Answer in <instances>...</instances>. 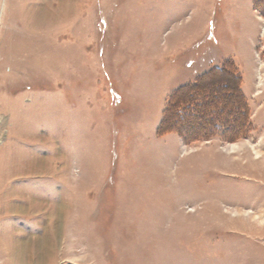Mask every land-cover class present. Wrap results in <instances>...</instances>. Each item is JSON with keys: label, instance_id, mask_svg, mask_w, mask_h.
Masks as SVG:
<instances>
[{"label": "rangeland", "instance_id": "1", "mask_svg": "<svg viewBox=\"0 0 264 264\" xmlns=\"http://www.w3.org/2000/svg\"><path fill=\"white\" fill-rule=\"evenodd\" d=\"M0 264H264L253 0H0Z\"/></svg>", "mask_w": 264, "mask_h": 264}, {"label": "trees", "instance_id": "2", "mask_svg": "<svg viewBox=\"0 0 264 264\" xmlns=\"http://www.w3.org/2000/svg\"><path fill=\"white\" fill-rule=\"evenodd\" d=\"M253 5L255 7L257 6L262 12H264V0H253ZM223 70H224L223 68L215 67L210 73L202 75L201 80H205L206 81V80H208V78L211 77L210 75L217 74L219 72H222ZM231 79H232L231 77L224 76L222 74L220 76H218V78H217V80H222V81H225V82L231 81ZM211 82H214L213 79H212ZM211 82H209V85L211 84ZM206 85L207 84H202L201 86H204L205 91H208L207 88H205ZM192 87H194V86H192ZM192 87H187V88L183 89V91L185 93H189V89H191ZM195 89H197V88H195ZM237 97L239 98L240 96H237ZM230 103H231L230 101L225 102V104H224V106L222 108V110L224 112H226L223 121L225 122L224 126H227V127L229 126V124L231 122L232 115H234V114L230 113V110L233 108L232 104H230ZM240 103H241L240 100H238V102H236V103L234 102L235 107L241 108L242 106L239 105ZM190 104H191V107H192L193 106L192 103H190ZM173 113H174V111L172 110L170 104L167 105L166 109L163 112V118H162V121H161V123L159 125V129L161 128V129H165L167 131V130H170V128H172V125H173ZM211 118H212V116L209 117L208 120L212 121Z\"/></svg>", "mask_w": 264, "mask_h": 264}]
</instances>
